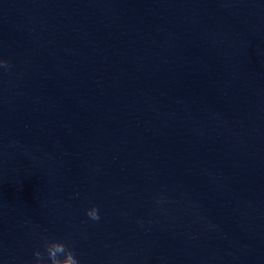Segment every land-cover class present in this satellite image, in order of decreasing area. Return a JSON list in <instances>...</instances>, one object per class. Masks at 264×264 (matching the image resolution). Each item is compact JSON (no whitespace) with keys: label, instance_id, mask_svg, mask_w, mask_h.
Segmentation results:
<instances>
[{"label":"water","instance_id":"95a60500","mask_svg":"<svg viewBox=\"0 0 264 264\" xmlns=\"http://www.w3.org/2000/svg\"><path fill=\"white\" fill-rule=\"evenodd\" d=\"M0 59V264H264V0H0Z\"/></svg>","mask_w":264,"mask_h":264},{"label":"clouds","instance_id":"9594fccd","mask_svg":"<svg viewBox=\"0 0 264 264\" xmlns=\"http://www.w3.org/2000/svg\"><path fill=\"white\" fill-rule=\"evenodd\" d=\"M0 67L5 70L10 69L11 65L7 60L0 59ZM86 215L93 221H99V208L93 205L86 210ZM42 248L33 251L34 259L29 264H81L80 259L74 248L68 242L58 238H49L46 235L41 237Z\"/></svg>","mask_w":264,"mask_h":264}]
</instances>
